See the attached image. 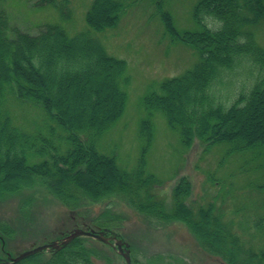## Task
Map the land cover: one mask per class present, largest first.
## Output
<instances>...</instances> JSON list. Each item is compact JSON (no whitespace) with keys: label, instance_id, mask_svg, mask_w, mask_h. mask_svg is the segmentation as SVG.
Wrapping results in <instances>:
<instances>
[{"label":"trees","instance_id":"obj_1","mask_svg":"<svg viewBox=\"0 0 264 264\" xmlns=\"http://www.w3.org/2000/svg\"><path fill=\"white\" fill-rule=\"evenodd\" d=\"M125 10L124 0H94L86 21L104 30L114 27ZM197 11L211 17L201 33L180 34L172 16L163 13L167 31L196 48L201 60L182 76L166 80L163 93L147 98L146 106L151 114H164L187 146L198 140L207 148L228 144L230 154L264 150V49L245 29L264 16V0H202ZM126 69L125 60L109 55L86 34L70 37L60 24L29 33L11 27L7 12L0 9V196L38 183L72 208L119 195L151 218L182 222L207 254L223 264H264V215L249 217L247 230L241 225L237 232L211 203L197 211L185 204L192 192L185 179L175 187L174 205L167 211L150 194L158 183L143 176L144 163L133 175L122 171L115 157L99 152L97 141L125 107ZM234 78L235 93L219 95ZM10 100L40 107L48 124L25 129L16 122ZM55 132L61 133L65 149L52 140ZM142 134L150 140V119ZM0 234L11 237L13 231L4 226ZM256 238H262V246ZM44 255L18 264H98L81 238Z\"/></svg>","mask_w":264,"mask_h":264},{"label":"rangeland","instance_id":"obj_2","mask_svg":"<svg viewBox=\"0 0 264 264\" xmlns=\"http://www.w3.org/2000/svg\"><path fill=\"white\" fill-rule=\"evenodd\" d=\"M93 1L0 0V9L7 12L11 27L36 34L46 24H60L70 37L86 34L101 43L109 55L125 60L127 69L122 78L125 107L97 141L99 152L115 157L119 168L133 175L144 163L143 176H152L158 183L150 194L167 211L174 205L175 187L185 179L192 187L185 204L197 211L199 206L211 203L215 209H222L225 223L237 232L241 225L247 230L249 217L264 215V150L230 154L228 144L207 148L198 140L187 146L180 132L170 128L165 115L151 114L145 103L147 98L163 93L166 80L182 76L201 60L196 48L173 38L167 31L163 13L172 16L180 34L201 33L211 19L197 11L202 0H124L125 12L114 27L104 30H95L86 21ZM209 26L215 27L214 23ZM245 29L252 32L257 45L264 49V16ZM241 71L249 74L244 67ZM233 80L219 95L230 97L235 93L238 87ZM9 104L16 122L25 129L35 131L48 124L40 107L19 104L16 100H10ZM149 119L150 140L142 134L143 124ZM61 136L57 132L52 140L57 146L62 143L65 149ZM1 196L0 229L8 227L13 235L3 238L0 234V259L61 241L81 229L108 231L105 237L110 238L111 232L118 234L129 245H123L122 250L130 252L131 264H223L207 254L182 222L165 223L151 218L119 195L102 201L86 200L72 208L54 197L45 184L38 183L33 188ZM62 234L64 237L59 238ZM77 238L94 250L98 264H126L114 240L105 243L88 236ZM256 242L262 246V238H256ZM53 252L54 249L43 250L35 255L44 253L48 257Z\"/></svg>","mask_w":264,"mask_h":264},{"label":"water","instance_id":"obj_3","mask_svg":"<svg viewBox=\"0 0 264 264\" xmlns=\"http://www.w3.org/2000/svg\"><path fill=\"white\" fill-rule=\"evenodd\" d=\"M108 233V231H100L96 232L94 230L92 231H84L81 229H76L69 233L67 236H65L61 241H55L53 243L42 245L39 247H33L32 249H29L27 251H24L17 255L16 257L9 256L8 259H0V264H17L22 260H25L26 258L35 255L37 253L42 252L43 250H53L54 252L61 250L65 246H67L69 243H71L76 237L79 236H88L92 237L94 239H97L99 241H103L105 243H109V241L114 240L115 245L117 244L118 249L120 250V253L125 258L126 264H131V255L130 252L126 249L125 251L122 250L123 245L128 247L129 245L127 243H124L123 241L118 239V235L114 232H111V238L105 237V234Z\"/></svg>","mask_w":264,"mask_h":264}]
</instances>
